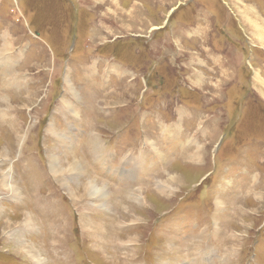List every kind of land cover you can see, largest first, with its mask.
<instances>
[{"label":"rangeland","instance_id":"374dc122","mask_svg":"<svg viewBox=\"0 0 264 264\" xmlns=\"http://www.w3.org/2000/svg\"><path fill=\"white\" fill-rule=\"evenodd\" d=\"M0 264H264V0H0Z\"/></svg>","mask_w":264,"mask_h":264},{"label":"bare ground","instance_id":"6f19581e","mask_svg":"<svg viewBox=\"0 0 264 264\" xmlns=\"http://www.w3.org/2000/svg\"><path fill=\"white\" fill-rule=\"evenodd\" d=\"M259 15V14H258ZM254 30V29H253ZM256 33V32H255ZM255 75H259V73H257V71L255 72ZM257 78V77H256ZM67 79V78H66ZM78 95H79V93H78ZM78 114V113H77ZM148 135V134H147ZM162 154V153H161ZM58 154H51L50 155V161L49 162H54V163H56L54 166H50L52 169H53V171H54V173H55V171L56 172H62V170H63V168H67L68 169V171L70 172L71 171V173H70V175H76L77 176V179H78V175H81V174H84L85 173V170H84V167L82 166V164H80L79 162H78V160H73L74 162H72V163H65V166H62V160H61V157H58L57 156ZM70 157V156H69ZM193 158V157H192ZM198 158V157H197ZM67 159V158H66ZM74 159V158H73ZM49 160V159H48ZM82 162V161H81ZM75 165H74V164ZM11 169V168H10ZM11 171V170H10ZM10 171H8V173H6V175H5V177H4V180H3V184H4V186H5V188L7 187L10 191H12V192H16V189H18L17 187H16V185H15V183H13V181H12V176H11V173H10ZM67 171V170H66ZM175 174V173H174ZM168 175V174H167ZM169 176H170V174H169ZM3 178V177H2ZM174 178L176 179L177 177L174 175L173 177H172V179H173V181H174ZM179 180V179H178ZM97 181H99V180H96V179H94V178H89L88 179V184H86V190L87 191H89L90 193H91V195H96L97 197H99V198H104L103 200L105 201V202H103V204H102V206H108L109 205V199H110V194L108 193V191L106 190V184H101L100 185V183H98ZM2 182V181H1ZM78 186V185H77ZM168 186V185H167ZM67 189H68V186H67ZM85 190V191H86ZM70 191V190H69ZM73 194H71V196H72ZM73 197H74V195H73ZM134 198L135 197H137V195H134L133 196ZM99 201V200H98ZM136 202V201H135ZM143 202V201H142ZM24 220V219H23ZM25 221V220H24ZM26 222V221H25ZM28 223V222H27ZM28 225V224H27ZM29 227V226H28ZM16 231H14V233H15ZM13 233V232H12ZM17 238V237H16ZM20 244V243H19ZM28 245H30V244H28ZM30 247H32V248H34L35 250H34V253L35 254H32L33 255V257L35 258H33L32 257V259H34V260H36L37 259V257H38V253H37V248L34 246V245H30ZM22 249H25V247H23ZM28 250H30L29 248H28ZM20 251V250H19ZM28 254H30V252H28ZM31 255V254H30ZM29 255V256H30ZM31 255V256H32ZM43 259V258H42ZM45 259V258H44ZM42 261V260H41Z\"/></svg>","mask_w":264,"mask_h":264}]
</instances>
